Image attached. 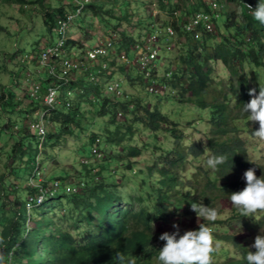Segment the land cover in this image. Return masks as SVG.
<instances>
[{"label":"trees","instance_id":"trees-1","mask_svg":"<svg viewBox=\"0 0 264 264\" xmlns=\"http://www.w3.org/2000/svg\"><path fill=\"white\" fill-rule=\"evenodd\" d=\"M140 1L146 2V13L153 16V23L156 24V15L149 14L147 8V3L153 4L155 0ZM173 1L158 0L160 10L169 13L171 19L158 25L161 32L157 42L169 39L167 26L170 25L178 36L180 53L174 61L176 67L171 77L164 75L160 79L156 76V63L151 65L150 76L139 71V67V73L136 75L133 72L132 75V65L136 66V63L130 61V55L134 54L136 59L139 53L143 54L147 46L145 37L152 33L138 32L140 35L136 36L134 32H128L123 24L132 23V13L128 9L122 12L117 6L118 0L115 3L112 0H93L81 11L70 0L69 4L60 0L55 6L49 0H0V4L10 3L26 14L31 13L35 5L40 6L43 24L52 37L49 36L44 42L38 41L27 55L28 58L34 57L32 63L37 69L30 75L28 84H23V90H26L23 97L16 98L14 91H7L6 86L0 83V109L5 111V116L0 118L3 123L0 133L6 131L14 139V144L7 151L10 164L5 163V172L0 175V257H3V264H153V256L159 255V249L165 243L159 239L163 232L160 234L154 230L156 221H167L171 214L183 210L188 215L194 214V222L198 223L196 213L191 210L193 202H202L206 207L215 208L218 213L221 211L218 204L222 203V206L231 208L234 218L241 216L229 201L231 193L246 187L241 172L254 169L258 178L264 175V162H252L248 157V139L244 137L245 134L252 137L259 124L248 121L247 114L243 112L244 104L252 99L249 91L255 88L258 95L260 79L264 83V25L254 20L248 8L250 5L254 10L260 0H236L240 12L225 10L223 14H219L222 8L216 12L213 10L211 1L214 0ZM217 1L223 5L222 0ZM106 4L110 5L107 9ZM68 5L74 12L68 10ZM175 11L181 12L178 18L174 15ZM87 12L107 22V30L110 26L113 28V31H104L103 38L95 45H105L109 40L112 42L109 55L100 59L102 64L125 73L124 79L137 93H129L125 88L126 82H123V95L103 94L105 83L100 81L106 77V72L104 68L97 72L102 67L99 63L95 62L92 66L87 55L91 47L85 48L84 43L96 37V34H91L95 27L85 20L83 24L86 26L82 22L77 25L74 22L76 18H86ZM200 12L218 15L213 17V31L200 26L193 31L185 29L187 20ZM222 15L224 20L218 23ZM240 16L242 18L239 20ZM63 22L67 25L63 26ZM137 26L140 27L139 19ZM1 30H5V27L0 24ZM81 30H86L89 37L81 34L76 38L75 34ZM56 34L57 42L54 39ZM106 35H110L109 39ZM61 38L64 43L58 47L59 50L46 61L47 65L42 63L45 48L58 46ZM155 48L159 54L158 46ZM76 49L80 53L74 52ZM122 54L126 57L124 63L118 61ZM161 58L159 54L156 61L159 62ZM69 60L79 66L75 68L65 64ZM212 61H221L228 70L229 78L226 81L217 80ZM137 62L140 63L139 60ZM49 65L54 66L57 77L48 74ZM246 65L252 68L256 84L250 79ZM14 75L16 77L12 81L19 86L17 80L20 74L16 72ZM58 77H67L68 82L60 89L56 108L44 116L45 136L40 147V137L32 130L30 121L40 120L41 117L36 116L35 112L45 110L43 96L46 86L50 82L61 81ZM33 79L43 83L36 97L32 95ZM152 80L160 85L177 87L182 100L190 101L184 103L193 106L190 111H198L201 116L207 113L211 135L205 159L222 156L224 163L208 172L203 183L197 176L189 181L183 171L188 158H199L204 154L205 146L195 142L187 148L177 119H173L172 127L166 129L163 124H167L171 116L163 112L164 106L160 102L152 104L146 98L152 95L161 101L165 94L161 91L149 92L148 86ZM210 90L212 93L209 96ZM213 90L218 93H213ZM143 91L147 93L146 96L141 94ZM92 109L100 116H107L104 128L88 135L91 152L96 139H101L102 156L98 157L93 152V157L84 155L88 162H81L83 169L76 170V175L75 170L68 174L67 169L62 168L40 181L41 175H46L43 162L48 164L50 159L54 160L53 157L58 156L68 137L88 134L93 126L88 123ZM119 116H124V119L121 120ZM141 130H149L155 136L169 131L175 145L156 149L148 160L151 164L136 169L140 161H136V158L149 147L148 143L142 144L135 139ZM81 145L84 147L83 143ZM2 150L0 147L1 154ZM112 162L116 163V168L111 166ZM119 166H125L124 171H120ZM72 176L74 184L63 187V183ZM31 180L38 185L30 183ZM56 182L59 183L58 188ZM82 182L84 186H81ZM68 186L74 190L67 191ZM42 187L55 190V193H46L47 199L35 207L38 211L33 219L28 203L30 197L36 201ZM125 202L127 205H124ZM6 206H9L8 209ZM262 227L264 213L259 215L253 228ZM31 233L39 240V260L31 259ZM213 237L214 240L229 238L235 247L241 248L238 257H229L221 264H247V253L256 251L251 246L241 245L235 236L218 237L213 234ZM220 252L226 255L225 249ZM216 254H213V260ZM213 264L220 263L213 261Z\"/></svg>","mask_w":264,"mask_h":264},{"label":"rangeland","instance_id":"rangeland-1","mask_svg":"<svg viewBox=\"0 0 264 264\" xmlns=\"http://www.w3.org/2000/svg\"><path fill=\"white\" fill-rule=\"evenodd\" d=\"M53 6L58 5V2L60 0H49ZM108 1V0H107ZM177 0H174L175 3ZM223 5L222 10L219 11V14H222L226 11H237L240 12V5L237 3L236 0H222ZM65 3H68V0H64ZM113 3H115V0H112ZM10 3H4L1 2L0 4V24L1 26L5 27V30L0 31V83L2 85H5L7 88V91H14L16 94V98H21L25 94L26 90H23V86L27 85L30 81V75L35 72L37 67L32 63L33 56L27 57L25 56V60L21 62L19 56L20 55H29L33 51V47L37 46L38 41H46V39L51 35L47 31V27L43 24L42 20V9L40 6L38 7L35 5L33 7L32 12L26 14L21 13L20 10L17 7L9 5ZM107 6L110 7V5L106 4L105 8L107 9ZM118 8L123 12L124 10H129L130 13H132V23H124V27L128 29V32H134L135 35H140L139 33L145 34V33H152L149 36H146V45L153 47L158 46L159 54L162 57L159 62L155 61L156 64H158L157 70V77L162 79L161 77L165 75V77H168L172 74L173 70L176 67V64L174 61L176 60V57L179 56V40L178 36L175 34L168 35L170 36L169 39L158 43V39L160 37L159 33L161 32V29L158 27V25H161L162 23H165V20L171 19V15L169 13L163 12L160 10L158 0H155L153 4L147 3L148 13L151 15H156V24L154 21L153 16H148L146 13V2L140 1V0H118L117 3ZM32 7V6H31ZM68 10L70 12H74V9L71 8V5L67 6ZM117 13H120V11L116 8ZM35 11V12H34ZM119 11V12H118ZM180 12V11H179ZM84 17H79L75 19V24H80V22H84V20L95 27V30L91 32L92 35L96 34V37H93L91 39H87L84 41L85 48H92L94 47L98 40L100 38H103L104 31H113L112 26H110L109 30H107V22L104 23L100 17H96L92 14V12H87ZM108 17V15H106ZM242 17L240 16L238 19L240 20ZM140 22V27L137 26V22ZM224 15L221 16V19L218 21V23L223 22ZM154 22V23H153ZM106 24V25H105ZM83 26H86V24H83ZM137 26V27H136ZM168 27V26H167ZM86 28V27H84ZM77 29V28H75ZM97 29V30H96ZM82 32V33H81ZM78 31L77 34H75V37H79L81 34L86 35L89 37V34L86 30ZM139 32V33H138ZM70 33H73L71 31ZM163 36H164V32ZM156 34V35H155ZM159 35V36H158ZM142 36V35H141ZM250 35H246L247 40ZM110 35H106V38L109 39ZM55 42H57V34L54 35ZM90 48V49H91ZM79 49H76V53ZM21 53V54H20ZM16 55L15 57H13ZM27 57V58H26ZM135 55H130V61H134L133 63H136L135 65H132V75L135 73L136 75L138 72V67L140 68L139 71L149 73V70L152 69V66H150L149 62H146L143 66L142 64V57L140 53L138 54V57L135 59ZM139 60L140 63L137 61ZM119 62L124 63L125 58L124 54H122L121 58L118 59ZM24 62V64H23ZM96 63H99L102 66V61L98 60L95 61ZM211 64L214 66L215 72L218 75V79H222L226 81L229 78L228 70L223 66L221 61H212ZM25 65V66H23ZM104 68V67H103ZM39 69V67H38ZM247 71L250 73V79L254 84L257 83V79L254 77L253 70L250 66L246 65ZM106 74L103 81L100 83L103 84V94L106 96H118L115 94H112V91H116L117 89H121V84L123 82H126L124 79L125 73L119 70H114L113 67H105L104 68ZM96 71V68H95ZM169 71V74L166 72ZM18 72L20 75L18 77V85L14 83L12 80L15 79V73ZM98 72V69H97ZM134 72V73H133ZM151 74V72H150ZM14 75V76H13ZM37 76V73L35 77ZM159 79V80H160ZM21 83H20V82ZM24 84V85H23ZM214 86V85H213ZM212 86V88H213ZM125 88L129 93L136 92V89L133 88L128 82L125 84ZM211 88V89H212ZM111 91V92H110ZM157 91H161L165 93L163 95V98L161 101L159 99H156L155 96H148L145 91H143L141 94L143 96H146L148 102L154 104L157 102L161 103V106L163 108V112L169 114L170 120L165 125L166 129L167 127H172L173 125V119H177L180 121V129L182 131V134L184 136L185 144L187 145V148L189 145L197 142L204 146H208V139L211 135V122L207 117V113L204 112L202 116L199 114L198 111H190V109H193V106L190 103H184L190 102L187 100H182V97H180L179 93L180 90L177 87H173L171 85H160L158 83ZM156 91V92H157ZM217 90H213V93ZM137 93V92H136ZM212 90L209 92V96L211 95ZM173 100V101H172ZM183 101V109L182 102ZM1 103V101H0ZM1 106V104H0ZM20 107V105H19ZM86 108V107H85ZM5 111L0 109V118L4 117L3 115ZM121 120L124 119V116H119ZM88 123L93 125L90 128V131L87 133H82L80 137L76 136H70L68 137V141L66 144H64L58 153L57 157H53L54 160L50 159L48 164H45L43 162L44 166H46V175L42 174L40 181H43L47 179V176L50 177L54 171H60L62 168L67 169L68 174H70V171H74V175L77 174L76 170L83 169L82 163L84 159V155L92 156L91 152V145L88 142V135L92 133V131H100L104 128L105 122L107 120V116H100L96 113L95 109H92V112L88 115ZM94 119V120H93ZM3 123L0 120V125ZM165 133L160 134L158 136H155L152 134L149 130H141L137 133L136 138L138 139L142 144L148 143L149 147L148 149L144 150L142 155L136 158V161L140 159L138 162L136 169L140 168H146L147 165H150L151 162L148 161L151 156L153 155V152L158 148H171L175 145V139L171 132L164 131ZM248 139V157L252 160L254 163H262L264 162V142L258 141L253 136H247V134L244 135ZM84 147H82V144ZM14 144V139L10 138L8 133L2 132L0 133V147L3 148L1 154L0 152V175L5 172V163L10 164V160L7 157V151L9 149V146ZM157 145V148H155ZM121 150V149H119ZM207 155V154H206ZM205 154H202L199 158H188L187 164H185V170L183 171V175L185 177L189 178V181H191L195 176H197L201 183L204 182V179L208 172H211L214 169L208 168L206 164V157ZM43 158V156L41 155ZM86 161V160H85ZM82 162V163H81ZM116 163L112 162L113 168L115 167ZM116 168V167H115ZM118 169L120 171H124L125 166H119ZM246 171L241 172V176L244 177V173ZM129 174V172L127 171ZM73 175V176H74ZM73 176L70 177L67 181L63 183V187L70 184L71 186L74 184L75 181H73ZM35 184L37 182H34ZM38 184V183H37ZM132 185H135L132 183ZM126 203V202H125ZM124 205H127L124 204ZM9 206H6V209H8ZM218 208L221 209V211L218 213L219 218L217 219L218 223H212V222H204L208 224L209 226L213 227V234L217 235L218 237L221 236H235V238L240 242L241 245L249 247L254 244L255 237L257 235H262V233H259L261 229L253 228L257 224V221L254 217H239L234 218L233 212L229 206H222V203L218 204ZM37 208H34L31 210L32 215L34 216L33 219L37 216ZM194 214L188 215L183 212V210H180L179 212H175L170 215L168 220H161L156 221L154 230L157 233H165L169 232L172 233L173 231H176L175 228H173V224L179 225V230L181 235H183L186 231L190 230H198L199 224L195 223ZM0 229H2V225L0 224ZM31 229V227H29ZM30 239L33 240V251H32V260H39L38 256H40L38 252V246H39V240L38 237L34 234H30ZM215 242H218L220 244L219 252L215 255L214 263H224L229 257L236 256L238 257L241 251V248H237L234 246V244L230 241L229 238L227 239H215ZM222 249H225L226 255L220 252ZM153 264H160V261L158 260V255H154L152 260Z\"/></svg>","mask_w":264,"mask_h":264},{"label":"clouds","instance_id":"clouds-1","mask_svg":"<svg viewBox=\"0 0 264 264\" xmlns=\"http://www.w3.org/2000/svg\"><path fill=\"white\" fill-rule=\"evenodd\" d=\"M248 8L251 10L254 20L264 25V0H260L254 10L250 5H248ZM25 56L27 55L19 56L21 62L25 60ZM154 81L158 83L156 80ZM54 82L56 81L50 82L49 85ZM36 86H38L37 90ZM42 86L43 83L39 81L36 82L33 79L32 95L34 97H36L37 92ZM48 86H46L47 89ZM249 95L252 99L250 102L244 104L243 112L247 114L248 121L258 122L259 129L253 133V136L258 141L264 142V83L261 82V79L259 81V94L257 95L256 89L253 88L249 91ZM32 130L35 131L33 128ZM39 137L41 140V147L43 139H41L40 135ZM203 152L205 155L208 153L207 146H205ZM222 163H224V158L222 156H211L206 161L207 167L211 169H216V167ZM244 179L246 180V187L241 191L231 193L229 195V201L239 212L241 217H254L258 222L259 215L264 213V175L258 178L255 170L249 169L244 173ZM39 195L40 190L36 196V201H33V197H30V202L28 203V209L30 211L47 199L44 195V199L39 201ZM191 210L197 215L199 229L186 231L181 235L179 225L173 224V228L176 229L175 232H165L161 234L159 239L165 243L164 246L159 249L158 260L160 264H213V254L219 252L220 244L214 241L213 227L206 223H202L201 220L214 223L218 219V211L213 207L204 206L202 202H193L191 204ZM261 233H264V227L261 228ZM251 247L256 251H249L247 253V264H264V235H257ZM0 264H3V257H0Z\"/></svg>","mask_w":264,"mask_h":264},{"label":"built area","instance_id":"built-area-1","mask_svg":"<svg viewBox=\"0 0 264 264\" xmlns=\"http://www.w3.org/2000/svg\"><path fill=\"white\" fill-rule=\"evenodd\" d=\"M71 3L75 4L76 6H78V10L81 11L83 10L84 7H86L89 3H91L93 0H70ZM213 10L216 12L217 10L221 9L222 5L221 2L214 0L211 1ZM174 15L178 18L181 15V12L179 11H175ZM218 15L215 14L214 16L209 14V13H205V12H200L197 13L195 16L190 17L187 22L184 24V27L187 31H193L195 30L197 27H205V29H207L208 31H213L214 28V24H213V17H217ZM70 17V16H68ZM63 26H66L67 23L63 22L62 24ZM167 32L169 33V35L174 34V29L172 27H170V25L167 27ZM156 35V34H155ZM64 43V39L61 38L59 40V44L56 47H47L46 51L43 52L42 54V63H46V61L55 53V51L59 50V46H61ZM113 45L112 42L109 40L107 41V43L105 45H99V46H94L91 49L87 50V55H88V60H91L92 66H94L95 61L100 60L102 57H107L112 49ZM142 57V64L143 66L145 65L146 62H149L150 66L155 63L156 59L159 57L158 51L156 49H154L151 46H146L145 51L143 52V54H141ZM124 58L126 59V57L124 56ZM65 64H68L70 67H75L77 68L79 65L76 62H73L72 60L66 61ZM155 65V64H154ZM101 66V65H100ZM49 68V73L52 76H55V69L54 66H47ZM103 67L105 68L106 65L103 63L102 67L98 69V73L101 72V70L103 69ZM145 73V72H144ZM167 74H169V71L166 72ZM146 76H150V70L149 73H145ZM172 75V74H171ZM171 75H169L168 77H170ZM57 77V76H55ZM59 80L61 81H56L54 83H52L51 85L48 86L47 92L44 96V104L46 106L45 110L40 111L37 110L35 112L36 116L41 117L40 120H32L31 121V127L41 136V139H43L44 134H45V127H44V116L50 111L56 108L57 103H58V96L60 93V89L61 87L66 84L68 82V78L67 77H61L59 78ZM157 87H158V83H156L154 80L150 83V85L148 86V90L150 92H156L157 91ZM38 89V86H36V90ZM36 92V91H35ZM34 92V93H35ZM111 92V91H110ZM159 92V91H157ZM33 93V94H34ZM112 94L121 96L123 95V90L121 89H117L116 91H112ZM100 138H97L95 141V144L93 145L92 148V152L94 155L101 157L102 156V151L100 148ZM86 160V161H85ZM84 163L88 162V159H84L83 160ZM40 174V173H39ZM41 179V178H40ZM34 180H31L30 183H32L33 185L37 186L38 184L34 183ZM55 186L58 188L59 187V183L56 182ZM81 186H84V182L81 183ZM74 190L73 187L68 186L67 187V191H72ZM49 191V189L47 188H41L40 189V195H39V201H42L44 199V195H46V193ZM50 193H55V190H50Z\"/></svg>","mask_w":264,"mask_h":264},{"label":"bare ground","instance_id":"bare-ground-1","mask_svg":"<svg viewBox=\"0 0 264 264\" xmlns=\"http://www.w3.org/2000/svg\"><path fill=\"white\" fill-rule=\"evenodd\" d=\"M61 35V34H60Z\"/></svg>","mask_w":264,"mask_h":264}]
</instances>
